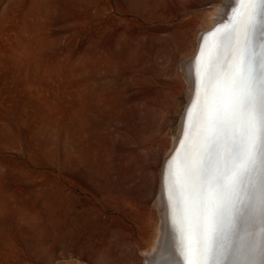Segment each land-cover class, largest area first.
Listing matches in <instances>:
<instances>
[{"label": "rangeland", "instance_id": "obj_1", "mask_svg": "<svg viewBox=\"0 0 264 264\" xmlns=\"http://www.w3.org/2000/svg\"><path fill=\"white\" fill-rule=\"evenodd\" d=\"M220 1L0 0V264H142L187 94L173 77ZM91 52L118 90L89 78Z\"/></svg>", "mask_w": 264, "mask_h": 264}, {"label": "snow or ice", "instance_id": "obj_2", "mask_svg": "<svg viewBox=\"0 0 264 264\" xmlns=\"http://www.w3.org/2000/svg\"><path fill=\"white\" fill-rule=\"evenodd\" d=\"M232 13L202 38L191 61L196 84L183 154L174 150L163 172L167 202L180 214L174 222L183 264H264V235L258 248L251 241L237 247L235 240L245 215L258 216L264 233V0H234ZM208 36L215 39L201 64ZM245 183L247 203L217 246V233L226 235L227 202ZM149 255L153 264H167L159 246Z\"/></svg>", "mask_w": 264, "mask_h": 264}, {"label": "bare ground", "instance_id": "obj_3", "mask_svg": "<svg viewBox=\"0 0 264 264\" xmlns=\"http://www.w3.org/2000/svg\"><path fill=\"white\" fill-rule=\"evenodd\" d=\"M234 6V0H221L218 6L215 8V12L212 14V23L209 27L201 30L198 34L196 45L193 50V53L182 59L178 70V74H174L173 79L182 82L183 79L186 82L187 85V94L184 102V106L182 107L180 113H179V121H178V131L176 137H174L173 142L171 144V147L166 151L163 159L161 160L159 175H158V182H157V189L154 197V207L158 215V226H157V234L155 237V242L152 246V248L149 251L143 252V262L142 264H146V261L148 264H153L152 257H150L149 254L155 253L158 246L160 247L162 256L166 259L167 264H183V258L180 255V233L177 231L178 224L174 221L179 220L180 214L178 209L175 206L170 207L167 198L164 192V180L162 173L164 172V161L166 160V157L169 156L173 146L176 144L177 137H179L180 133L184 131L185 128V113L184 109L185 107L193 103L194 95H195V78H194V67L191 61H193V57L197 53V50L199 49L202 38L205 36L203 33L211 30L215 24L224 22V24H227L229 20L233 19V13H232V7ZM223 30V29H222ZM204 35V36H203ZM203 36V37H202ZM214 37L208 36L207 37V43L204 44V55L200 57L201 64L206 61L209 50L212 44V41L214 40ZM197 57V56H196ZM99 68L96 67V58L94 56V53L91 52L90 58H89V78L94 81H99V84L101 87L105 88H116L118 86L117 78L119 76H122V74L118 71V69L112 68L109 66V64L103 65V62H100ZM171 72L170 69H168V73ZM148 75V73L143 72L142 75ZM169 83V82H168ZM133 91L135 90V85L131 84ZM118 90V87H117ZM147 101L144 99H140V104L148 103V98L146 97ZM191 99V101H190ZM186 112V111H185ZM196 109L193 108V114H195ZM160 118L162 122L164 123L162 125V130L166 129V125L168 124V116L171 114L168 109L166 110H159ZM179 152L182 155L183 154V148L180 147V144L178 146ZM181 156L178 155L176 157V161L178 162L180 160ZM175 168V163H174ZM78 174L74 173L73 175ZM247 183H245L241 190L238 191L234 196H232L226 205V212H225V219L223 224V231L226 234L225 237H222L221 234L218 232L215 238L214 243L219 246L221 243H226V236L230 234L231 228L235 227L237 220L236 218L240 215L244 205L247 203ZM72 193V200L74 202L77 201L76 191H71ZM116 197H113V200H116ZM134 199L132 198L131 201L128 202V204L132 205L134 204ZM121 206H124V203H122V200L120 201ZM142 204L143 208L146 206L145 201L140 203ZM108 209V210H107ZM112 206L109 201V206L105 207L106 213L109 211H112ZM105 215V212H104ZM121 221V219H120ZM264 235L262 233L260 228V220L259 217H255L253 219H250L247 215H245L242 219L239 220V228L238 231L235 234V240L236 245L239 247L242 243L245 242H254L257 246V248L260 245L261 242V236ZM163 237V239H162Z\"/></svg>", "mask_w": 264, "mask_h": 264}, {"label": "water", "instance_id": "obj_4", "mask_svg": "<svg viewBox=\"0 0 264 264\" xmlns=\"http://www.w3.org/2000/svg\"><path fill=\"white\" fill-rule=\"evenodd\" d=\"M221 23H224V22H221ZM221 23H217V24H215L214 27H213L211 30H209V31H207V32H204L203 34L206 35L208 32H211L213 29H215V28H216L218 25H220ZM204 35H203V36H204ZM203 36H202V37H203ZM197 54H198V50H197V53L195 54V56L192 58L193 60L196 58ZM190 101H191V99H190ZM186 110H187V106L185 107L183 114L186 113V112H185ZM181 136H182V132L180 133L179 137H177L176 144L173 146V148H172V150H171L169 156L166 157V160L164 161V165H163V166H165V162L168 160V158L174 154V150H177V149H178V146H179V144H180V140H181ZM162 176H163V173H162Z\"/></svg>", "mask_w": 264, "mask_h": 264}]
</instances>
